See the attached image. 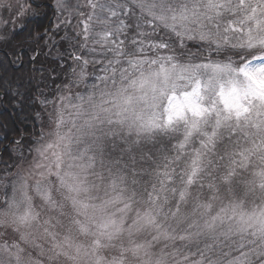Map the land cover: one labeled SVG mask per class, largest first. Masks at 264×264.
<instances>
[{"label": "snow or ice", "instance_id": "snow-or-ice-1", "mask_svg": "<svg viewBox=\"0 0 264 264\" xmlns=\"http://www.w3.org/2000/svg\"><path fill=\"white\" fill-rule=\"evenodd\" d=\"M0 9V264H264V0Z\"/></svg>", "mask_w": 264, "mask_h": 264}, {"label": "rangeland", "instance_id": "rangeland-1", "mask_svg": "<svg viewBox=\"0 0 264 264\" xmlns=\"http://www.w3.org/2000/svg\"><path fill=\"white\" fill-rule=\"evenodd\" d=\"M71 2H72V3H75V0H71ZM85 11H87V9H85ZM0 16H4V17H6V16H7V13L4 12L3 9H0Z\"/></svg>", "mask_w": 264, "mask_h": 264}, {"label": "trees", "instance_id": "trees-1", "mask_svg": "<svg viewBox=\"0 0 264 264\" xmlns=\"http://www.w3.org/2000/svg\"><path fill=\"white\" fill-rule=\"evenodd\" d=\"M29 127H30V125H29Z\"/></svg>", "mask_w": 264, "mask_h": 264}]
</instances>
